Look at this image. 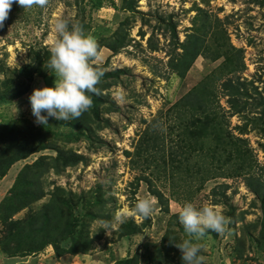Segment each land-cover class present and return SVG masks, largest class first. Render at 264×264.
<instances>
[{
    "label": "rangeland",
    "instance_id": "374dc122",
    "mask_svg": "<svg viewBox=\"0 0 264 264\" xmlns=\"http://www.w3.org/2000/svg\"><path fill=\"white\" fill-rule=\"evenodd\" d=\"M129 1L115 0L112 6L111 0H103L101 6L100 0H48L45 7L31 9L14 2L0 27V174L8 168L0 177V205L12 198L8 208L0 211V264H182L175 243L188 238L178 218L186 202L218 207L229 221L224 232L207 231L196 241L202 247L204 264H264L262 0H138L135 11L127 9ZM57 19L77 24L93 36L100 56L93 65L116 75L96 85L97 97L106 104L100 122L92 120L90 129L78 119L50 118L47 125H38L32 115L29 96L33 89L51 86L55 80L47 65L57 38L53 30ZM121 33L127 35L123 43L127 46L116 51L109 44ZM193 35L201 36L211 51L209 56H198L182 78L171 63L183 54L181 44ZM221 44L236 48L240 67L227 56L210 57ZM229 78L243 85L240 112L224 87ZM202 83L214 91L210 104L215 113L211 114L224 120L222 128L210 129L207 136L187 133L186 118H179L173 107ZM157 133L165 137V143L153 149L154 155L161 162L165 155L168 171L148 166L157 159L138 156L141 142ZM15 139L22 144L16 153L27 152L28 157L8 167L15 153L9 149L10 142ZM60 150L84 158L58 172L51 158ZM39 158L50 168L35 169L29 179L34 180V192L45 196L13 217L25 222L53 207L51 214L56 218L51 230L36 240L27 226L19 235L18 228L1 218L26 202L13 204L16 192L28 191L13 187L23 168ZM154 190L162 192L168 206ZM55 195L71 209L61 211ZM144 197L154 201L147 219L132 214L135 202ZM124 211L129 213L126 222L116 221V214ZM70 213L82 218L76 245L84 244L90 251L87 254L61 256L52 245L68 232L65 218ZM131 224L137 231L128 235L123 226ZM44 237L48 245L39 251ZM61 244L70 248L74 242ZM17 248L34 251L20 256L14 253ZM131 258L135 260L124 263Z\"/></svg>",
    "mask_w": 264,
    "mask_h": 264
},
{
    "label": "trees",
    "instance_id": "16d2710c",
    "mask_svg": "<svg viewBox=\"0 0 264 264\" xmlns=\"http://www.w3.org/2000/svg\"><path fill=\"white\" fill-rule=\"evenodd\" d=\"M113 5L112 6H116L115 0H111ZM103 0H100V2H98L101 6L103 5ZM138 3V0H130L128 2V10L131 11H135V6ZM261 5H264V0L259 2ZM97 4V5H99ZM172 29L173 31H176V25L172 24ZM126 34L121 33L118 35V38L112 43L109 44L110 47L114 50H119L122 47H125L127 45H123L124 42H126ZM205 41L202 40L201 36H197V35H193L191 40L186 42V43H182V49L183 54L180 55L178 58H174L172 60L171 63V68L172 70L178 74L180 77L185 78L187 76V73L189 72V70L192 68L193 62L194 60H196V58L198 56H200L201 54L204 55H208L207 52L210 50L211 51V46H207L205 45ZM220 49L219 51L210 56L211 58H213L214 60H218L224 56H227V58L229 57L230 62H232V65H236L237 67H240V62L241 59L239 58V55H237L235 53L236 48L231 45V44H226L224 45H220ZM231 49L230 50H224V49ZM226 52V53H224ZM235 54V55H232ZM209 56V55H208ZM230 64V65H231ZM100 69V68H99ZM104 73V72H103ZM113 77H116L115 74L113 73H104V75L101 77L100 82L98 84H102L105 81H107L108 79H111ZM113 83V82H112ZM112 83H106L103 84L104 86L106 85H110ZM211 86L207 85V83H202L201 85L197 86L196 88H194L186 97H184L180 104L176 103L175 105H173L174 107V111L175 112H179L178 117L180 118V116L182 118H186V132L190 134V132L199 134L200 136L203 134L205 136L208 135V131L212 128L218 127V128H222V123L224 122V120H218L216 118V116L212 115L211 112H214V107L211 106L210 102L213 101L212 98H214L215 96H212V94H214V91L210 89ZM224 87L226 88V90H229L230 94H228L231 98V102L234 106V108H236L238 110V112L242 111L239 110V103L241 102V98L240 95H244V89H243V85L239 84L236 85L234 83L233 78H229L227 79L226 82H224ZM103 88H100V90H102ZM205 92H204V91ZM247 94V93H246ZM91 98L93 100V107H90L89 110H87L86 112H84L81 117L78 119L79 120V124L80 125H85L88 129H90L91 126V121L93 120L94 122H100L101 120V115H102V109H103V105L106 104L104 98H100L97 97L96 94H90ZM209 98V99H208ZM240 99V100H239ZM183 105V108L181 109L180 106ZM194 110V112H190L189 110ZM191 110V111H192ZM196 112H201L202 115L198 116ZM191 113V114H189ZM215 113V112H214ZM187 114L191 115L190 118L187 117ZM76 123V122H75ZM72 124V123H71ZM148 138L143 140V142H141L140 144V148L138 150V156H147L150 157L151 159H157V157L154 155V150L156 149V147L160 146L164 141H165V137L164 136H160L159 133H157L155 136L152 137L151 135L147 136ZM16 141L18 140H13L12 142H10V148L11 152H15L12 153L13 156L10 158L11 160L9 161L8 167H11L13 164H15L17 161L25 159L28 157L27 152H23V153H19L17 154L16 151L19 150L22 147V144L20 143H16ZM156 142L158 143L156 145ZM165 143V142H164ZM163 143V144H164ZM12 145V146H11ZM21 150V149H20ZM152 156V157H151ZM83 156H80L77 153H68L66 151L60 150L59 155L56 158H51V162L56 163L55 167L58 172L60 171V168H65L68 167L69 165H75L78 163V161H80L81 159H83ZM161 158L163 159L164 162H161L159 159L157 160H152V162L150 164H148V166L150 165V167L154 166L156 167L159 171H168L169 169V164L167 162V159L165 158V155H162ZM4 159V158H3ZM146 163V162H145ZM173 166V165H172ZM40 168L41 170L45 171L48 168H50V164L48 162H45L44 159L39 158L38 160H36L33 164H29L27 166H25L23 168V170L20 172L19 174V178L18 180L15 182V185L13 188H21L22 186L25 187L28 191L26 193H22V192H16V198H14L13 204H16V206L19 203H22V201L25 199L26 202H24L20 208L17 210H13V212H11L9 215V217H2L1 219L4 220V222H8L10 225H12L14 228H18L19 229V235L22 232V228L23 226H27L28 228H30V232H31V237L33 239H38L43 232L45 231H50L51 230V225L54 221V219L56 218V214L53 215L51 214V212H54L53 207L49 208L47 207L45 211H40L39 214L34 215L31 219L27 220V221H21V220H15L13 217L15 214H17V212H19L20 210L26 208L31 202H37L41 199L44 198V193L40 192V193H36L33 190V182L34 180H30V176H32V172L35 171V169ZM8 172V168H6L1 174L0 177H3L7 174ZM146 181L149 182L150 186H153V182L150 178L145 177L143 178ZM256 191H259V189L257 188ZM154 194L158 196V198L160 199V201L165 204V202L168 200H164V195L162 194V192H160L159 190H154ZM264 194V193H263ZM264 197V195H263ZM12 198L7 199L5 201H3L0 205V211H2L3 209L8 208L6 205L7 203L10 201V203ZM54 200L56 202V206H60V204H62L61 207V211L64 210L65 208H69L70 204L69 203H65V202H61V199L58 198L57 195L54 196ZM263 203H264V198H263ZM168 206V203L165 204ZM168 209V208H167ZM69 217L65 218V221L67 223V229L68 232L65 233L62 236H59L56 240L53 241L52 245L55 248V251L60 254L61 256H64L66 254H72V255H77V254H87L89 253V249L88 248H84V244L79 243V245H76V242L78 241V238L76 236V229L80 226V222L81 219L80 217H75L74 213H70L68 214ZM73 217H72V216ZM97 218V217H96ZM92 219H95V217H92ZM235 219V214L232 213L231 214V222H233ZM124 229H126V233L128 235L133 234L137 231V226L135 224H131V225H126L123 226ZM24 233V232H23ZM18 234L15 235L20 237ZM43 236V235H42ZM21 239V238H19ZM72 239V241L74 242V244L70 247V248H66V247H62V241L64 240H70ZM46 240V238L44 237V239H42V245L40 248H38L37 250H41L44 247H46L49 242V240ZM47 242V243H46ZM79 242V241H78ZM46 243V244H45ZM85 245L88 246L89 242H85ZM18 250L14 251L15 255H19L20 256H27L31 253H33V251H29L26 249H20L17 248ZM170 250L173 249V246L169 247ZM135 260L134 258L132 259H127L124 260V263H130V261ZM131 261V262H132Z\"/></svg>",
    "mask_w": 264,
    "mask_h": 264
},
{
    "label": "clouds",
    "instance_id": "9594fccd",
    "mask_svg": "<svg viewBox=\"0 0 264 264\" xmlns=\"http://www.w3.org/2000/svg\"><path fill=\"white\" fill-rule=\"evenodd\" d=\"M14 2L23 9L43 8L48 4V0H0V27ZM53 30L57 38L50 48L47 68L55 75V80L51 86L34 88L29 96L35 123L43 126L50 118L65 122L79 119L92 106L90 94H98L96 85L104 75L92 63L100 60L98 42L93 36L65 19H57ZM153 210L154 201L144 197L135 202L132 214L147 219ZM128 217L129 213L124 211L117 213L115 219L124 223ZM178 218L188 237L175 243L181 251L182 264H204L202 247L196 241L207 231L224 232L229 221L218 207L197 206L192 202L181 207Z\"/></svg>",
    "mask_w": 264,
    "mask_h": 264
}]
</instances>
